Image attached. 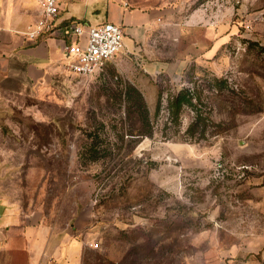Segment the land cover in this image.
Segmentation results:
<instances>
[{
  "label": "rangeland",
  "instance_id": "rangeland-1",
  "mask_svg": "<svg viewBox=\"0 0 264 264\" xmlns=\"http://www.w3.org/2000/svg\"><path fill=\"white\" fill-rule=\"evenodd\" d=\"M113 1L161 19L91 78L35 88L0 71V201L40 217L43 264H264V0ZM126 84L152 137H119ZM183 88L202 98L206 139L183 140L191 110L166 138Z\"/></svg>",
  "mask_w": 264,
  "mask_h": 264
},
{
  "label": "crops",
  "instance_id": "crops-1",
  "mask_svg": "<svg viewBox=\"0 0 264 264\" xmlns=\"http://www.w3.org/2000/svg\"><path fill=\"white\" fill-rule=\"evenodd\" d=\"M62 13L52 35L32 41L24 33L40 17L37 0H0V71L24 75L35 88L49 86L53 77L68 73L65 45L67 25L114 23L125 36L139 40L144 30L161 19L159 9H130L113 0H62ZM37 215L23 216L11 204L0 201V264H43L47 231ZM47 264V262H45Z\"/></svg>",
  "mask_w": 264,
  "mask_h": 264
},
{
  "label": "built area",
  "instance_id": "built-area-1",
  "mask_svg": "<svg viewBox=\"0 0 264 264\" xmlns=\"http://www.w3.org/2000/svg\"><path fill=\"white\" fill-rule=\"evenodd\" d=\"M71 2L77 0H69ZM40 17L24 33L27 39L38 41L52 35L62 13V0H37ZM70 40L65 45L68 73L79 80L97 74L124 49L125 32L114 23L86 26L72 21L67 25Z\"/></svg>",
  "mask_w": 264,
  "mask_h": 264
},
{
  "label": "trees",
  "instance_id": "trees-1",
  "mask_svg": "<svg viewBox=\"0 0 264 264\" xmlns=\"http://www.w3.org/2000/svg\"><path fill=\"white\" fill-rule=\"evenodd\" d=\"M104 71V70H103ZM213 82L216 83V90L226 98L236 99V90L232 86L228 78L214 77ZM122 103H125L128 119L132 125L128 130L121 133L119 136L122 140L125 137L130 139L152 137L155 133L150 111L143 93L131 84H126L118 94ZM238 105L245 104L244 101H237ZM202 98L195 95L191 88H183L176 93L170 94L168 97L167 110L169 113V121L176 126V135H166L167 139L177 138L180 128L183 125L182 116L186 110L194 111L195 116L193 121L184 133V141H200L207 138V119L204 112L201 110ZM162 110V92L160 91L156 115H159ZM201 128V129H200Z\"/></svg>",
  "mask_w": 264,
  "mask_h": 264
}]
</instances>
